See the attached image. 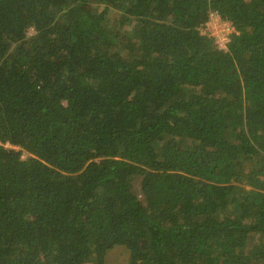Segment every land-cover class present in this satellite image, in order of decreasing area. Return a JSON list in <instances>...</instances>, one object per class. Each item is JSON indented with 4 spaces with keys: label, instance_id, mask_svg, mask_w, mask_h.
<instances>
[{
    "label": "trees",
    "instance_id": "1",
    "mask_svg": "<svg viewBox=\"0 0 264 264\" xmlns=\"http://www.w3.org/2000/svg\"><path fill=\"white\" fill-rule=\"evenodd\" d=\"M118 246L264 264V0H0V264Z\"/></svg>",
    "mask_w": 264,
    "mask_h": 264
},
{
    "label": "built area",
    "instance_id": "2",
    "mask_svg": "<svg viewBox=\"0 0 264 264\" xmlns=\"http://www.w3.org/2000/svg\"><path fill=\"white\" fill-rule=\"evenodd\" d=\"M234 32L233 26L216 13H211L208 20L199 28V33L211 39L218 50H226L228 39Z\"/></svg>",
    "mask_w": 264,
    "mask_h": 264
},
{
    "label": "rangeland",
    "instance_id": "3",
    "mask_svg": "<svg viewBox=\"0 0 264 264\" xmlns=\"http://www.w3.org/2000/svg\"><path fill=\"white\" fill-rule=\"evenodd\" d=\"M27 37L33 35V30L29 29ZM128 252L123 247H114L107 252L104 264H128Z\"/></svg>",
    "mask_w": 264,
    "mask_h": 264
}]
</instances>
